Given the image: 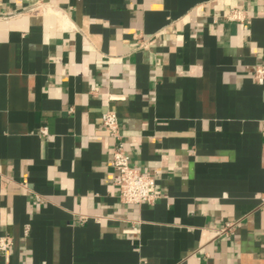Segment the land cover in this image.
Wrapping results in <instances>:
<instances>
[{
    "label": "crops",
    "instance_id": "1",
    "mask_svg": "<svg viewBox=\"0 0 264 264\" xmlns=\"http://www.w3.org/2000/svg\"><path fill=\"white\" fill-rule=\"evenodd\" d=\"M259 65L264 0H0V264H264Z\"/></svg>",
    "mask_w": 264,
    "mask_h": 264
},
{
    "label": "built area",
    "instance_id": "2",
    "mask_svg": "<svg viewBox=\"0 0 264 264\" xmlns=\"http://www.w3.org/2000/svg\"><path fill=\"white\" fill-rule=\"evenodd\" d=\"M225 16L230 20L243 19L242 11L237 7L231 8ZM254 77L259 83H264V66L259 65L256 67ZM101 122L114 143L110 164L117 172L116 184L119 189V199L127 204L153 202L157 197L155 179L151 173L142 172L131 164L122 142L116 113L113 110H105L101 115ZM44 131V128H42L41 132L44 133ZM231 225L232 223H226L220 229V233L229 230ZM11 245L12 239L10 236L0 237V252L2 254H8Z\"/></svg>",
    "mask_w": 264,
    "mask_h": 264
}]
</instances>
